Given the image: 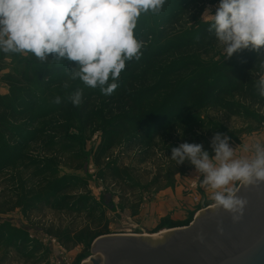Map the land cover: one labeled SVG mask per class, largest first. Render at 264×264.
I'll use <instances>...</instances> for the list:
<instances>
[{
	"label": "rangeland",
	"instance_id": "374dc122",
	"mask_svg": "<svg viewBox=\"0 0 264 264\" xmlns=\"http://www.w3.org/2000/svg\"><path fill=\"white\" fill-rule=\"evenodd\" d=\"M218 2L167 0L159 15L142 14L141 59L127 63L107 96L69 78L76 62H55L50 71L30 53L0 52V95L10 96L8 80H15L25 106L21 118H5L7 129H0V264H91L100 237H161L214 208L195 167L176 165L171 148L202 143L214 155L211 141L220 132L237 158L250 156L256 142L264 143V101L229 94L203 109L181 105L171 91L208 71L227 81L222 65L240 59H224L216 40L168 54L162 47L177 35L198 34L202 13ZM149 53L151 60H143ZM187 62L197 68L167 79L158 92L161 71ZM77 89L83 96L74 105L69 97Z\"/></svg>",
	"mask_w": 264,
	"mask_h": 264
},
{
	"label": "clouds",
	"instance_id": "9594fccd",
	"mask_svg": "<svg viewBox=\"0 0 264 264\" xmlns=\"http://www.w3.org/2000/svg\"><path fill=\"white\" fill-rule=\"evenodd\" d=\"M166 2L0 0V52L30 53L44 63L50 55L51 62H76L70 79H79L85 86L111 95L127 63L141 59L143 41L136 35L139 18L149 12L159 15ZM200 20L222 46L224 59L247 49L257 53L254 68L264 70V0H219L216 10L206 8ZM253 69L254 77L257 74ZM255 88L264 98V72L255 79ZM82 96L83 90L77 89L69 99L79 105ZM61 99L57 96L54 102L59 104ZM230 139L224 133H215L210 145L214 155L202 143L183 142L171 148L170 158L178 166L185 162L194 166L199 174L198 186L212 191L213 206L238 223L248 200L231 185L264 184V143L256 142L250 156L237 158Z\"/></svg>",
	"mask_w": 264,
	"mask_h": 264
},
{
	"label": "water",
	"instance_id": "95a60500",
	"mask_svg": "<svg viewBox=\"0 0 264 264\" xmlns=\"http://www.w3.org/2000/svg\"><path fill=\"white\" fill-rule=\"evenodd\" d=\"M237 192L248 200L238 223L214 207L201 212L188 226L166 231L161 237L103 236L94 242L89 263L264 264V184L241 185Z\"/></svg>",
	"mask_w": 264,
	"mask_h": 264
},
{
	"label": "trees",
	"instance_id": "16d2710c",
	"mask_svg": "<svg viewBox=\"0 0 264 264\" xmlns=\"http://www.w3.org/2000/svg\"><path fill=\"white\" fill-rule=\"evenodd\" d=\"M208 25L203 24L198 34L188 33L185 35H177L173 37L172 44L169 47H162V53L168 54L171 52L190 51L194 49H201L203 47H210L215 40L214 36L208 32ZM144 55V53H143ZM234 59H240L237 62H226L222 65L220 72L226 74L227 81L214 80L209 78V71L201 74H197L190 79L188 83H183L177 89L171 91L173 98H177V101L181 105L193 104L199 109L206 108L212 105L213 101L220 99L221 97H227L229 94H242L249 95L250 99L261 101L262 98L259 96L255 82L253 80L252 69L256 66L258 61L257 53L250 50H243L239 53L234 54ZM36 59V58H35ZM151 60L150 53L147 58L143 60ZM52 56H49V61L44 63L36 59L37 62L41 63V66L50 67V71L54 70L55 61H52ZM195 66V68H192ZM197 66L193 62H187L169 66L164 71H161V78L157 83L158 92L166 90L165 83L167 79H173L174 77L181 75L191 69H196ZM259 68H254V74H257ZM256 76V75H254ZM162 79V80H161ZM12 91L10 96L0 95V129H7L6 124L3 120L7 117H18L21 118L24 114L22 113L25 107L23 100H21V84L15 80H8ZM169 88L171 85L169 84ZM151 91V90H148ZM156 95V94H155ZM154 97V96H152ZM172 97V96H171ZM264 101V98L263 100ZM126 118L123 117L122 122H125ZM12 137L20 138L16 132L11 133Z\"/></svg>",
	"mask_w": 264,
	"mask_h": 264
},
{
	"label": "bare ground",
	"instance_id": "6f19581e",
	"mask_svg": "<svg viewBox=\"0 0 264 264\" xmlns=\"http://www.w3.org/2000/svg\"><path fill=\"white\" fill-rule=\"evenodd\" d=\"M159 236V235H158ZM156 237V236H155Z\"/></svg>",
	"mask_w": 264,
	"mask_h": 264
},
{
	"label": "built area",
	"instance_id": "2783aa9c",
	"mask_svg": "<svg viewBox=\"0 0 264 264\" xmlns=\"http://www.w3.org/2000/svg\"><path fill=\"white\" fill-rule=\"evenodd\" d=\"M192 188H194V187H192Z\"/></svg>",
	"mask_w": 264,
	"mask_h": 264
}]
</instances>
